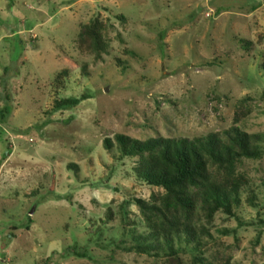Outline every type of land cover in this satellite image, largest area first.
<instances>
[{
    "label": "rangeland",
    "instance_id": "1",
    "mask_svg": "<svg viewBox=\"0 0 264 264\" xmlns=\"http://www.w3.org/2000/svg\"><path fill=\"white\" fill-rule=\"evenodd\" d=\"M94 18L99 53L76 44ZM262 90L264 0H0V264H162L124 249L147 232L134 198L163 189L113 135L236 125L264 147ZM236 170L232 214L214 212L198 250L176 241L183 263L264 264V154Z\"/></svg>",
    "mask_w": 264,
    "mask_h": 264
},
{
    "label": "trees",
    "instance_id": "2",
    "mask_svg": "<svg viewBox=\"0 0 264 264\" xmlns=\"http://www.w3.org/2000/svg\"><path fill=\"white\" fill-rule=\"evenodd\" d=\"M100 26L97 18L82 24L76 36L77 46L95 53L102 51L105 44L99 33ZM261 95L264 96V90ZM77 102L75 97L61 98L55 107L68 108ZM8 112V106L3 104L0 122ZM260 138L259 134L248 133L236 125L191 138L137 139L115 133L113 140L120 153L137 157L134 166L137 176L163 189L157 199L151 194V201L134 198L147 232L133 236V244L124 249L147 254L161 251L162 264H185L174 243L182 240L198 250L202 235H208L205 224L210 223L214 212L221 209L232 214V205L238 203V189L246 181L236 165L242 159L264 154V147L258 144ZM102 146L105 149L111 146L108 136L102 139ZM196 261L212 264L202 262L198 254H193L190 264H197Z\"/></svg>",
    "mask_w": 264,
    "mask_h": 264
}]
</instances>
